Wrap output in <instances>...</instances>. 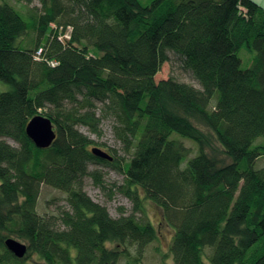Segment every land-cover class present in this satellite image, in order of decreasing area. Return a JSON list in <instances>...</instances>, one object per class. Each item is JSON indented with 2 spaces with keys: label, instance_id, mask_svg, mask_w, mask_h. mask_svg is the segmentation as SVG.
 <instances>
[{
  "label": "trees",
  "instance_id": "1",
  "mask_svg": "<svg viewBox=\"0 0 264 264\" xmlns=\"http://www.w3.org/2000/svg\"><path fill=\"white\" fill-rule=\"evenodd\" d=\"M169 52L198 87L156 80ZM0 82L9 85L0 264L35 254L48 264H142L158 238L136 216L144 199L174 231L175 264H264V7L255 0H0ZM39 114L55 126L48 148L26 132ZM106 119L127 163L117 148L111 161L94 155L101 144L81 129L101 136ZM91 165L124 172L109 197H128L131 214L113 217L85 191L87 179L108 188ZM43 184L66 193L58 214L38 212ZM9 237L28 245L23 258Z\"/></svg>",
  "mask_w": 264,
  "mask_h": 264
},
{
  "label": "rangeland",
  "instance_id": "2",
  "mask_svg": "<svg viewBox=\"0 0 264 264\" xmlns=\"http://www.w3.org/2000/svg\"><path fill=\"white\" fill-rule=\"evenodd\" d=\"M36 2L34 4H37ZM142 2L144 4H149L151 0H142ZM28 39L29 38H25L24 41H27ZM240 55L243 59V66L247 67L253 57V53L244 48L241 50ZM169 77H175L178 80L191 83L197 87L199 86L198 82L191 76V74L183 68L181 60L174 52H169V60L162 65L161 70L156 75V80L161 81L168 79ZM8 89L9 85L7 83L0 82V94ZM81 129L85 134L101 144V146L98 147L106 150L110 154L112 152L111 147L117 148L119 155L123 158V163H127L130 160L131 153L129 154V152L123 149L122 143L115 136L112 120H104L102 125L103 134L101 136L90 133L86 127H81ZM11 142L13 141L11 140ZM188 144L191 145L192 143ZM258 165H264V156L259 159ZM90 168L99 169L105 172L108 188L101 189L91 179H87L84 187L85 191L95 201L105 205L113 217H119L122 213L131 214L134 205L128 197L121 193H116L113 198L109 197L111 194L110 188L113 187L115 183L122 184L124 182V172L105 166L96 167L91 165ZM66 196V193L62 190L43 184L38 199V212L42 215L58 214L62 208L67 206ZM121 208L124 209V212L121 211ZM144 209L145 211L143 213L138 212L136 216L143 222H152L158 230V238L147 247L142 264H162L163 261H165L166 264H175L170 252V245L174 235L173 229L164 221L163 212L156 204L150 200L144 199ZM109 246L114 247V244L111 243ZM164 258L165 260H163ZM27 263L48 264L36 254L33 255L32 259L28 260ZM119 264H128L127 259L122 258Z\"/></svg>",
  "mask_w": 264,
  "mask_h": 264
},
{
  "label": "water",
  "instance_id": "3",
  "mask_svg": "<svg viewBox=\"0 0 264 264\" xmlns=\"http://www.w3.org/2000/svg\"><path fill=\"white\" fill-rule=\"evenodd\" d=\"M26 132L29 138L39 148L50 147L54 143L57 136L52 120L41 114L34 116L29 121ZM92 152L94 155L102 159L109 161L113 160V156L100 147H94ZM5 243L7 248L18 258H23L28 251V245L17 238L9 237Z\"/></svg>",
  "mask_w": 264,
  "mask_h": 264
},
{
  "label": "crops",
  "instance_id": "4",
  "mask_svg": "<svg viewBox=\"0 0 264 264\" xmlns=\"http://www.w3.org/2000/svg\"><path fill=\"white\" fill-rule=\"evenodd\" d=\"M255 1L264 7V0H255Z\"/></svg>",
  "mask_w": 264,
  "mask_h": 264
}]
</instances>
